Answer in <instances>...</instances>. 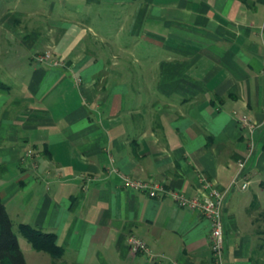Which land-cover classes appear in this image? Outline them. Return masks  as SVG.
<instances>
[{
    "label": "crops",
    "instance_id": "crops-1",
    "mask_svg": "<svg viewBox=\"0 0 264 264\" xmlns=\"http://www.w3.org/2000/svg\"><path fill=\"white\" fill-rule=\"evenodd\" d=\"M8 1L0 203L55 234L61 256L41 264H211L199 212L120 174L224 190L225 264H264V0ZM46 48L63 64L38 65Z\"/></svg>",
    "mask_w": 264,
    "mask_h": 264
},
{
    "label": "built area",
    "instance_id": "built-area-1",
    "mask_svg": "<svg viewBox=\"0 0 264 264\" xmlns=\"http://www.w3.org/2000/svg\"><path fill=\"white\" fill-rule=\"evenodd\" d=\"M38 63H49L51 67L57 66L58 61L55 59H51V53L48 50H44L39 55H37ZM237 123L239 126L247 131V153L251 154L253 149V138L252 133L254 132V121L252 118L250 119L249 116L245 114H241L238 116ZM28 151V150H27ZM31 151H28L26 156L30 157ZM243 164V160H240L238 163V167L240 168ZM120 180L122 187L131 190H138L144 191L147 194V197H154L158 193H164L169 198H171V202L174 204L175 207L183 208L189 210H196L199 212L201 217H204L209 223L208 229V249H210V262L211 264H225L223 259V251L224 248V235L222 232V205L223 199H225V191L214 188L212 184L205 182L206 193L202 197L193 196V197H186V195L174 189H165L163 185L156 182H149L142 181L139 179L134 180L133 178L128 177L127 175L120 174ZM247 182L243 183L241 187H245ZM128 246L129 250L133 253H138L139 251L147 252V248L145 247L144 243L140 239H135L133 236H129L128 238Z\"/></svg>",
    "mask_w": 264,
    "mask_h": 264
},
{
    "label": "trees",
    "instance_id": "trees-1",
    "mask_svg": "<svg viewBox=\"0 0 264 264\" xmlns=\"http://www.w3.org/2000/svg\"><path fill=\"white\" fill-rule=\"evenodd\" d=\"M246 1V0H244ZM4 206L0 203V264H25L24 256L19 250L16 232L13 231L11 218L5 212ZM18 235L30 244L34 251H41L53 258H60L62 249L55 242V234L51 231H44L28 223L15 225Z\"/></svg>",
    "mask_w": 264,
    "mask_h": 264
},
{
    "label": "rangeland",
    "instance_id": "rangeland-1",
    "mask_svg": "<svg viewBox=\"0 0 264 264\" xmlns=\"http://www.w3.org/2000/svg\"><path fill=\"white\" fill-rule=\"evenodd\" d=\"M7 3H9L8 0H0V11L1 12H3L7 8V6H8ZM0 41L3 42L2 39H0ZM44 50H48L51 53L50 48H46ZM37 55L38 54H33V56H32V59L34 61H36V63H38V59H36L37 58ZM52 58L55 59V60H57L59 62L58 65H62L63 64L60 59L56 58L55 56H53L51 54V59ZM6 62H8V60H6ZM39 63H42V64H46V65L51 66L49 63H46V62L45 63L39 62ZM39 63H38V65H39ZM15 220H16V218L14 217L13 220H12V225H13L12 228H13V231L16 232L15 234H16V237H17V243H19V245H20L19 246V250H20L21 253H23L22 255L25 256L24 257L25 264H41V263H43L44 261L41 259L42 258L41 257L42 255H40V254H44V253H39V255H34V251L35 250L33 251L32 248L30 247V244L27 243L23 239V237L21 235L20 236L18 235V231L15 229ZM32 255H34V256H32ZM35 256H38V258H36Z\"/></svg>",
    "mask_w": 264,
    "mask_h": 264
}]
</instances>
